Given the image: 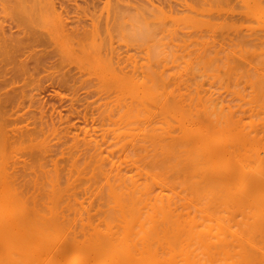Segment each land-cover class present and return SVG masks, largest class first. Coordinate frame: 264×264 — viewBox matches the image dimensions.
<instances>
[{
    "label": "bare ground",
    "instance_id": "bare-ground-1",
    "mask_svg": "<svg viewBox=\"0 0 264 264\" xmlns=\"http://www.w3.org/2000/svg\"><path fill=\"white\" fill-rule=\"evenodd\" d=\"M12 1L24 3L30 2L29 4H33L31 3L33 0H9V2ZM206 1L207 0H205V2ZM209 1H211V3L214 2V0ZM238 1L241 4L243 2V0ZM246 1L248 0H245V2ZM253 1H255V3ZM261 1L262 0H252V2L254 3L253 6H251L253 4L252 2L251 5L250 2H248L251 7H249V5L245 3L248 5L247 9L249 7L251 13L244 9L246 8L244 3L243 6L239 3L241 7H239L240 5H238V7L236 6L235 8L237 10L244 7L242 9L245 11L239 9V12L238 10L236 12L240 13V15L245 18H249L247 20H250V22L247 23L243 22L244 19L240 16V20L243 22L244 26L245 24H248L249 26L252 25V27L250 26L251 28H245L247 29V31H249L247 32L249 34H251V29L254 30V33L252 32L253 35H257L259 32L262 33L263 31L260 30V28L256 27L258 26V23L256 25V21L260 20L259 22L261 23L259 24L264 28V4H262ZM110 2L111 0H106L105 4L108 5L110 4ZM129 2L131 3V1ZM135 2H133L135 4L133 5L135 7H138L140 9L139 11L143 10V7H141L143 4L141 6H137L140 3L138 2L137 4ZM194 2L195 1H193V3ZM199 2H203V0H199ZM205 2L203 3V5L205 4ZM223 2L221 1V3H223L222 5L225 4V0H223ZM262 2L264 3V0ZM112 3L114 2L112 1ZM211 3H208V8L210 7L212 12V9L214 8L209 6ZM221 3L219 2L218 5L217 2H214V4H217L218 8H216V5L213 6L219 10V8H222V5L220 6ZM124 4H120V6ZM126 5L128 4L126 3ZM145 5L149 6V4ZM159 6L160 5H158L156 9L148 8V10L150 9L152 13V10L155 9V12L159 9L158 11L160 12L157 13H161L164 17H166L165 14H163L166 13V8L163 5L162 7L165 9L161 7L160 10ZM199 6L201 8L203 7L201 5ZM200 7L197 8L198 13L200 12V15L195 18L197 21H192L196 22L197 24L199 22L198 20L200 16V19L202 18V21L205 22V17L212 16L215 13L217 15V13H219L212 12L214 14L210 15V9H207V11L205 13L203 12L202 15L201 10H203V8L199 11ZM121 8L123 10L120 12H118L119 10H117V12L116 10H114V12L116 13L115 15L113 14L114 18L118 19L121 17H126L127 12L131 13V11H133L129 10V8L125 13L123 11L126 8ZM231 8V13L233 14L234 7ZM251 9H253V11ZM145 10L146 9L144 7V14L139 12L138 9L136 10L139 12L138 15L142 14L140 16L143 17V19H147L146 16H144L146 15ZM184 10L186 12V15L187 13H189L188 18H190L191 21V8ZM187 10L189 12H187ZM220 10L222 11V9ZM169 11L170 10H168V12ZM208 11L209 14H206L208 13ZM254 11L261 14V19H259L260 17L258 16L257 18L259 20L254 19V16L258 15H254ZM154 12L152 13L153 15ZM178 12H174L175 14L172 15V17L176 16V14L178 16V14L180 13ZM247 12L248 14L245 15V13ZM132 13H135V10ZM170 13H168V15H171ZM220 13L216 16L215 20L219 21V19L217 18L220 15H223V12ZM229 13L230 12L228 11V14ZM180 14L179 16L181 17L184 12L181 15ZM204 14L209 16H205ZM249 14H251V16L254 15L252 16L253 18L251 17V19H253L254 21L250 19ZM135 15H137V13ZM155 16L158 15L155 14L153 17ZM229 16H231V14H229ZM147 17L150 18V16L148 15ZM193 17L195 16L193 15ZM132 18L136 21V23L139 22V25L141 24L140 22H142L143 26H145V23H149L147 20H145L146 22H144V20L141 21L139 17H136L138 19H134V17H131L130 21H126L129 19L126 18V20H124L125 23L131 22ZM168 18H170V16L167 17V19ZM174 18L176 21V17ZM211 18L212 17H210V20L207 18L208 21H206L208 22L207 24H209V26L215 22V20H213L214 18ZM173 19L171 20L173 23H175ZM229 19V25L233 27L238 26L240 23L239 19H237L239 21H237L238 23L233 20L235 18H233L232 20L231 18ZM212 20L214 22L210 24ZM223 20L220 19L221 22ZM227 20L228 19L222 22L223 26H227ZM109 21L110 20H107L108 23H110ZM117 21H119V19ZM151 21L157 22L156 20ZM164 21H162L161 25H163L161 27H163L162 29H165L166 31L164 30V32L160 29L161 32L163 31L162 34H166L165 37H168V41L165 39L162 40L165 37L164 35H160L162 37V41H160L164 43V46L165 43H167L169 46L170 42L173 41L170 40L169 42L168 31L175 35L176 33H174V31L177 32L178 30L177 34L179 35V32L181 31L180 29H182V33L187 34L186 36L189 35L190 37H193L192 34H194V37L196 36L198 38V35L195 33L196 31L193 32V30H197V28H192V25L195 27L198 26V28H200V25L202 28V23L199 22V25H194V23L190 22L191 30L193 29L192 34L190 35V32L188 30H186L188 33L184 31L185 28H190L187 25V21L185 22L186 25L180 24L181 27L183 26L182 28L178 26V23L176 24L177 26L173 24V28H170V26L164 27V24H166L167 22L166 21L164 23ZM179 21L177 18L176 22ZM231 21L234 22L232 23ZM251 21L253 23L249 24L251 23ZM119 22L122 23L123 21ZM119 22L118 28L120 29ZM242 22L239 25L240 28L238 27L239 30H241L243 27V25H241ZM180 23H183L182 19ZM129 24L126 23L127 26H129ZM151 24L153 25V23ZM131 25L132 29L135 28L133 30L137 29L133 23ZM110 26L113 27V25L110 24L108 25V28L105 26V33L113 30ZM122 26L126 27L124 26V24H121V27ZM226 26L225 30L227 29ZM97 27L99 32H101L99 26ZM140 27L141 26H139V28ZM176 27H178V29L174 30V28L176 29ZM147 28L148 30H145V28L143 27V30H145V32L143 33H145V35L148 34L147 36L149 39L152 37L151 39L154 40L153 37H155V40H158V33L156 34L154 30H150L152 34L154 32V34L157 35V37L151 36L152 34H149L150 27ZM166 28L169 29L167 30ZM97 29H94L95 32L92 31L93 29L89 30L91 33L93 32L92 34L96 33L94 35V38L96 40H94L93 48L102 47L106 50L107 47V49L111 51L110 48H112L113 46H110L113 43V36L109 34L111 35V37H109L108 33H104L106 35V37L104 35L105 38L103 37V35H100L101 38L99 37L98 40L101 42L104 41V47H96L97 45L95 44V42L97 43L98 39L96 38V35L97 37L99 35ZM132 29H130V31H133ZM238 29L237 32H240ZM101 30L104 29L101 28ZM121 30L116 29V31H120V36H122L123 38L125 35H123L122 33L125 32H121ZM140 30L142 31V28ZM206 30L208 29L206 28ZM116 31L112 32V34L116 33ZM130 31L128 30L127 33H129ZM217 31H219L218 28L215 32L213 30L214 33H216ZM222 31L223 30L221 29V32ZM255 31L259 32L256 33ZM84 32L88 33V29ZM137 32L133 31L131 33H134L136 37V34H139L140 31L139 33ZM243 32L241 31V33L238 34V39L236 38L240 41L239 43L236 41V39L231 38L233 39V42L236 41L238 44H240L239 49L240 46L245 49V51H243V49L240 50L241 54L245 52L244 55L246 56L247 50L248 54L250 53L249 55H254L256 53L259 54L260 52L263 54L264 50H262V48H264V44L261 45L264 40L263 37V40H258L260 45L263 46H258L259 48H261L260 50L257 47L259 43L257 41H254L253 43V41L251 40V38L253 39V36L251 37L252 34L249 35L250 39H248L244 38ZM26 33L28 34L29 32ZM89 33L88 35L86 33L84 34H86V36L89 38L91 35V33ZM225 33L226 34L222 32L223 38L226 36L228 37L229 35L227 33L230 32L226 30ZM29 34H31V32ZM198 34L200 35V33ZM241 34L243 36H241ZM127 35L129 34H126L127 38L125 37V39H128ZM201 35L204 36V31ZM231 35L230 37H232ZM260 35L258 36L261 38ZM236 36L237 35L233 34V37ZM91 37L90 41L91 44H93V36ZM108 37L112 38V41L109 40ZM176 37L177 36L175 35V38ZM137 38V43H140L141 45L144 39L143 41L142 39H140V41L139 37ZM141 38L149 40L148 38H146V36L144 37V34ZM151 39L148 41V43L153 42ZM198 39L195 40H197L198 42ZM228 39L230 38L228 37ZM101 42H99V45H102ZM107 42L109 45L106 44ZM130 42H134L132 44H135L134 40ZM130 42L128 40V43ZM182 42L184 41L182 40ZM182 42H180V44ZM189 42H191V40ZM255 42H257L258 44ZM207 43L208 45H210V42H204L205 45ZM151 44L149 43L150 46ZM156 44L155 46L157 47L154 46L155 52H158L159 54L158 50L160 48ZM230 44H232V42ZM255 44L258 49H255ZM208 45L206 46L208 47ZM168 46H165V50L167 49V51L169 48ZM221 46L222 45H220V47ZM232 46L234 45H231L230 48H232ZM226 47H228L227 44ZM226 47L222 46L224 50H229V47ZM120 49L121 48H119V50ZM147 50V54L153 52L152 55H157V53L155 55V52L153 50H150L151 52H149V48ZM165 50L163 51L165 52ZM256 50L257 52L253 53ZM102 51L103 50H101V52ZM120 51L123 52V50ZM217 51L218 48L216 50V53ZM225 52L226 54L229 53V51ZM234 53L237 52L233 51V54ZM261 53L260 55H258V57L261 56ZM239 54L240 53L238 52L237 55L239 56ZM152 55L150 54L151 58L154 57ZM256 56H254V58ZM263 57L264 55L262 56V58ZM106 58L107 61L109 60V62L112 60L111 57L109 59V56L105 57V59ZM121 58L123 57L121 56ZM137 58V60L139 61L140 58L138 56ZM164 58V62L163 60H160L162 64L166 63L170 59L165 58L167 60L166 61ZM219 58H221V54H219ZM229 58L226 59L229 60ZM240 58L241 57L239 56V59ZM150 59L149 57H146L147 61L144 65H147V62ZM231 60L232 59L229 60V64ZM247 60L253 62L252 60L248 59V57ZM126 61L128 62L129 60ZM154 61L156 62V60ZM217 62L218 60H216L215 63ZM223 62L224 60L221 61L220 65H223ZM159 63H157V65L156 63L151 62V66H149L148 64V67H143V65H140L141 67H143L142 69H140L141 67L138 68L139 65H137L135 67L136 70L132 68L134 72L130 67L129 68L131 69V72L128 70L125 71L123 69H119L117 66H111V68L106 71L107 79L109 78L110 82L107 81L105 83V81L103 80L104 84H107L106 86H104V88H117V92L116 95H111L110 98L106 97L107 99L105 98L106 101H104L103 103L105 105V107H103V110H99L100 108H102V105L99 104V106L101 107L98 106V111L100 112L99 114L95 113L98 114L96 115V118H99L101 126V129H99L100 133H98L100 136H98V134L96 135L99 137V139H97L98 137L91 135L92 131L91 133L85 132L87 134L86 137L83 136V140H80V134H75V137H73V142L68 144L70 146L67 145V148L64 149L65 151L62 152L64 153V157L66 154V164H63V162L60 163V159H54L51 157L52 155L50 156V139L49 141L46 139L47 133L45 131L46 127L43 126L44 124H41L43 126L41 128H32L31 130H28L29 127H26V129H21V127L19 128L15 126L13 128V126H9V115H7L5 108L3 107L4 98L0 97V264H264V216H261L263 220H261L262 218L259 219V216L258 219L260 221L257 222L259 223V225H262V230L259 229L262 235H259L260 233L258 234L259 236H261V238L258 236L260 240H258V242L260 243H257V246L251 249L247 246L246 243H244L245 237L239 235L240 228H247L245 231H247L250 227L252 228H250L249 230L254 229V222H252V219H248L245 211L240 213V218H231V222H233L232 224L225 223L224 221L219 219L217 214H214L213 211H208L209 208L207 210L206 207L205 209H202V205H205L206 203L204 202L205 204H202L199 202L200 204H202L201 207L199 204H197V199L195 200L193 198L196 197L195 195L193 197H190L192 195H187V197H190L189 199L185 196L187 191L185 192V194L184 191L187 187L185 188L186 183L185 179L183 178V176H185L183 175L185 174L184 170L185 168H187L185 167V165H187L186 161H190L193 168L191 170L195 171L197 166L195 167L194 164L200 162L203 159V161L209 164V166H211L212 168L214 167V170L216 168V173L213 174L214 176L212 175V178H207V184L203 181V183L205 184L203 186H201L202 184L199 183L201 181L198 180H192L190 184L193 193L201 192V188L203 190H206L204 192L206 193V195H209L208 190L209 192L213 191L210 190L212 185L214 187L215 185L218 187V185L220 184L219 186L223 185L224 188V184L226 185L225 182L228 183V181H231L233 179V170L231 169V171H229L230 167L228 169L227 160L233 158V155L236 152L240 153L239 151L241 149V146H244L245 143L247 144L246 141L254 140V143L258 144H256L257 148L258 146H260L259 149L262 148V150H264V75H261L262 77H258L259 75H257V77H254L256 75H253L252 77V74H249L250 71H252L251 67L254 66V64L252 63L249 64L253 66L249 65V67H246L245 65L243 67L241 65V67L239 65L240 67H237V64L235 62L234 65H229V67H227L224 66L227 65V63L225 62L223 67L217 64L221 68H216V66L213 67L214 69H216L215 71H212L214 69L211 68L212 70L211 72H209L213 76V78H217L216 80H219V86L221 88L224 87L228 91V93L231 94V98H233L235 101L238 100L237 104H234L232 103V101L226 102L225 98L221 96V94L223 93H220L213 88H216V82L210 84V89L208 86V89L205 88L204 80L203 83L201 81L195 82V84L192 83L191 87H189L190 85L188 84L189 86L186 85L188 87L187 92H184L182 91V86H184V89H186V86L183 85L182 80L180 81V83L182 84V86L180 84L181 88L180 86H174V88H178L175 90L171 89V74L168 69L164 67L162 68V66L167 67L168 65L166 63V65L161 66L159 65ZM263 63L264 61L260 63L262 64V67L264 65ZM155 64L156 66L161 67H155ZM207 65L210 64L207 63ZM211 66L212 64L209 66V68ZM261 66L260 68L262 70ZM119 67H124L125 69V65H121ZM263 71L264 70H262V72ZM259 72L261 71L259 70ZM231 76L236 77L237 81L235 79V81L232 83L231 81L234 80V77L231 78ZM242 76H246L244 77L245 81L241 79ZM113 77H117L119 79L117 87H115V82L112 83V80H114L112 79ZM230 78L231 81L229 80ZM240 79L243 81V85H241L242 81H240ZM109 85H112V87ZM107 86L110 88H107ZM109 92L110 91H108L107 95L110 94ZM245 104L249 105V108L251 109L250 114H248V116H244V113L237 114L239 113L237 112L238 108L240 109V107ZM173 125H175L176 128ZM172 127L177 129V135H175L176 141L174 140L175 138L173 139L176 142V146L174 145V143H172L173 141L171 140V132L173 130ZM88 131H90V129ZM43 132L46 134L44 135ZM40 133L42 134V136ZM172 136L175 137L174 135ZM187 143H191L192 146L188 148ZM195 143H198V151L195 148ZM172 152L175 154V156L172 154ZM172 155L173 157H175V160L173 159L175 161V164L171 163ZM216 160L221 161H218L220 162L218 166H215V163L217 162ZM260 161L263 162L261 164H264V159H262V157H260ZM196 165L199 164L197 163ZM171 166L175 170H173L175 172V176H173L174 172L172 173L173 177L171 176ZM189 172H187V174ZM257 175L258 174H256V176ZM259 176L260 175H258V177ZM20 177L21 179H19ZM251 178L252 177H250V181L252 180ZM252 181L253 186L257 185V187L260 186L264 188V176L263 178H256ZM228 184H230V182ZM251 186L250 189H253V186L252 188ZM213 189L215 190V188ZM246 190L247 189L245 188L241 189V199L251 198L249 196L251 195L250 192L252 191L250 190V192H248ZM216 193L217 192H215V194ZM221 195L224 196L223 194ZM225 195L227 194L225 193ZM214 196L215 195L206 197L209 198V200H212L211 203H213V206H216L218 201L216 200V196ZM224 200L225 199H223V201ZM209 202L210 201H208L207 203ZM242 203L243 202H240V204ZM189 204L194 208H190L192 209V211L188 208L190 206ZM252 204H258V202L254 201ZM223 224H227V226H229L227 231H230L231 233L230 239L223 237L222 234L220 235V233L217 232L218 227L220 228Z\"/></svg>",
    "mask_w": 264,
    "mask_h": 264
},
{
    "label": "rangeland",
    "instance_id": "rangeland-1",
    "mask_svg": "<svg viewBox=\"0 0 264 264\" xmlns=\"http://www.w3.org/2000/svg\"><path fill=\"white\" fill-rule=\"evenodd\" d=\"M112 1L114 3H112ZM129 1H131L132 5L134 4L133 2H135V1H136L135 3H137V4H138V2L140 3L137 6H139V5L141 6L143 4L141 6V7H143L142 8L143 10L139 11L140 9L138 7H135L134 6L135 4L133 5L134 6L133 7ZM135 1L134 0H111L110 4H108L109 5L108 6L107 4H105L106 0H33L31 2L33 4H29L30 2L24 3V2H16V1L9 2V0H0V97L4 98V103H3L4 106L3 107L5 108L7 115H9V126H13V128L15 126L19 127V128L21 127V129L22 128L26 129V127L27 128L29 127L30 129L28 128V130H31L32 128L38 129L39 127L41 128L43 126L46 127L45 131L47 134L44 133L45 131L43 132V134L44 135L46 134V136H47L46 139L48 141L50 139V141H51V142L49 141V143H50L49 144L50 145V150H49L50 156L52 155L51 157L54 159H60L59 160L60 163L61 162H63V164L67 163V160L65 158L66 154L64 157V153H62V152L65 151L64 149L67 148L68 144L73 142V137H75L74 136L75 134H80V136L79 135H77V136L80 137V140L81 139L83 140V136L86 137V134H87L85 132L91 133V131H92L91 135H93V136H96L98 133H100V131H99V129H101L100 121H99V118H96L97 117L96 115H98L99 112L101 111V109L103 110V107H105V105L103 104L104 101H106L105 98L106 97L110 98L111 95H116V92H117V88H115V89L112 88L113 90L104 88V86L107 85V84H104V81H105V83L107 81L110 82L109 81L110 79L109 78L107 79V72L106 71L109 68H111V66H115V67L117 66L119 69H123L125 71L128 70L131 72L132 68L134 70H136L135 67L137 65H139L138 68H140L141 67L140 65H143V67H145V66L148 67V64H149V66H151L150 65L151 62L156 63V64L160 62L159 65H161V66L166 65V63H167L168 66L167 67L162 66V68L164 67V68L168 69L170 74H171L170 75V77H171L170 82L172 84V85L170 84L171 89H174V90L177 89L178 87L174 88V86L175 87L180 86V84H181L180 81H182V80H183V82H182L183 85L186 86L189 84L190 85V86L188 85L189 87H191L192 83L195 84V82H198V81L199 82L201 81L203 83V80H204L205 88H207V86H208L209 89L211 88L210 84L211 83L213 84L214 82H216L217 86H216V88L215 87H213V88L216 89L217 91H219L220 93L221 92L223 93V94H221V96H223L225 98L226 102L232 101V103H234V104L235 103L237 104L238 100L235 101L233 98H231V94H229L228 91L224 87L223 88L225 90L219 86V83H218L219 80H216L217 78H213V76L210 74V72L212 70L211 68H213L215 66H216V68H221V67H219V65L221 64V61H223V60H224L223 65L226 62L227 65H224V66H227V67H229V65H231V66L234 65L235 62L237 64L236 65L237 67H240L241 65L243 67L245 65H246V67H249V65L252 63V64H254V66L253 65H250V66H253L254 68L251 67L252 71H250L249 74H252V77H253V75H256L254 77H257V75H259L258 77H262L264 75V73H263L264 71L262 72V70H264L263 69L264 65L262 67L261 66L262 64H260L264 61V57L262 58V56L264 55V51H263V54L260 52L261 56L258 57V55H260V53L257 54L256 53L257 50L255 52H253V53H256L254 55H252V54L249 55L250 53L248 54V50H247L246 56L248 57V59L252 60L253 62L248 61L247 57L244 55L245 52L241 54L240 50L243 49V47L240 46V49H239L240 44H238V43L240 41L237 40L238 34H240L241 31L242 32L245 31V32H243L244 38L250 39L249 35L252 34L251 37L253 36V39L251 38V40L253 41V43H254V41H257L259 43L258 40L259 39L261 40L262 37L264 39V36H263L264 28L262 25L259 24V23H261V22H259L260 21L259 19H261V16H260L261 14L259 12L254 11V15L255 14H258V15H256V16L252 15V16H254V19L259 20V21H256V25L258 23V26H256V27L260 28V30H263L262 31L263 34L261 32H259L260 30L258 32L261 35L258 32H256L258 30L257 29L255 32L258 34L253 35V33H254L253 29H251V32H250L251 34L247 33L249 31H247V29H245L247 27L251 28L252 25H250L251 26L250 27L248 24L247 25L245 24V26H246L245 27L243 24V22H247V23L250 22V20H247L249 18H247V17L245 18V17L241 16L240 13L236 12L237 10L239 12V9H241L242 11H245L242 9L244 7L239 8L237 10L235 9L236 6L238 7V5L241 4L238 0H229V3H228V0H227V2L225 0V4H224L225 6L222 5L224 3L223 0H221L223 3H221V1H219V0L218 1L214 0V2H217V4L219 2L221 3L220 6L222 5L221 6L222 8H219V10L216 9V8H218L217 4H214V2L211 3V1L207 0L211 3L209 6L213 7L215 10H217V11H215L214 9H212L213 10L212 12H219V13L223 12V15H220L221 17L219 16L220 18L219 17L217 18V19H219V21L215 20L216 16L219 15V13H217V15H216V13L215 14L212 13L210 7L208 8L209 2H207V1L205 2V0H203V2H199V0H189V2H188V0H155V1L154 0H146V1L145 0H135ZM193 1H195L194 2L195 5H194ZM196 1H198L199 4ZM262 1H261V3L264 4ZM124 2H125V4H124ZM204 2H205V4L203 5ZM248 2H250V5H251L252 0H248L246 2H245V0H243L241 5L243 6V3H244V5L246 7L244 9H246L247 11L250 12L249 7L253 6L255 1H253L254 3L252 2L253 4L251 6L248 4ZM126 3L128 5H126ZM200 3H202V4H200ZM245 3H247L249 5L248 9H247L248 5ZM120 4H124V5L120 6ZM145 4H149V6L145 5ZM156 4H157V6L160 5L159 6L160 10H161V7L164 5V7L166 9L163 7L162 8L167 10L166 13L168 12V10H170L168 13L172 12L173 14L170 13L171 15H168V13L167 14L163 13L166 16V17H164L161 13H157V12H160V11H158L159 9L154 12V10L157 8ZM228 4L230 7L228 6ZM196 5L198 7H200L199 5L203 6L202 7L203 10L206 8L204 11L201 10L202 9L201 7L199 8V11L200 10L202 11V15H203V12L205 13L207 11V9H210V12H211L210 15L214 14L212 16L206 15V14H209V11H208V13L204 14L205 16H209V17H205L206 18V19H204L205 22L202 21L203 20L202 18L200 19L201 16L199 17L198 21L200 23H202L201 24L202 28L199 25L200 24L199 22H198V24L196 22H192V21H197L195 18L198 17V15H200L199 14L200 12L198 13V9H197L198 7ZM213 5H216L217 7L215 8ZM241 5L239 7H241ZM172 6H173L174 12L177 13L179 11L181 14L184 12V14L180 17L179 16L180 13L178 12L179 17L177 16V14H176V16L172 17V15L175 14L172 10ZM121 7L126 8L123 11L125 13L127 12V9H129V8H130L129 10H133V11L135 10V13H132L133 11H131L132 14L127 12L126 17H121L122 19L118 18L119 21H121V22L123 21L122 23L117 21L118 19L114 18V15L116 14L114 12V10H116V12H117V10H119L118 12H120L123 10ZM144 7L147 10V11L145 10L146 15H144V16H146L147 19H143V17L140 16L142 14L138 15L139 12L143 13ZM231 7H234V9H235V10L233 9V14L231 13L232 12ZM148 8H155L154 10H152V9L151 10L154 12V15L156 14L158 16L153 17L154 16L152 14L153 12L151 13L150 9L148 10ZM188 8H191V10H192V12L190 10V12L192 14V15L190 14V16H192V17H193V15L195 16V17H193V20L191 17V21H190V18H188L189 13H187V15H186V12L184 10V9H188ZM137 9L139 12L136 11ZM220 9H222V11ZM241 10H240V12H241ZM251 10L253 11V9H251ZM228 11L230 12L229 14H231V16H229ZM163 12H164V10H163ZM187 12H189V11L187 10ZM110 13H112V14H110ZM136 13L138 16L135 15ZM243 14H244V12H243ZM246 14H248V12L245 13V15ZM147 15L150 16V18L147 17ZM169 16H170V18H168L169 19V21H168L167 17H169ZM183 16H184V18H183ZM185 16H187V17H185ZM240 16L243 17V19H244L243 22L240 20L241 19ZM249 16L251 19V17H252L251 14H249ZM257 16L260 18L258 19ZM131 17H134V19L136 17H139L141 19V21L144 20V22H146L145 20H147L149 23H145V26L150 27L149 31L154 30V32L156 34L158 33L157 35L159 37H157V35H155L154 32H153V34L151 31H150L151 33L149 32V34H152L151 36H156L158 40H155V37H153L154 40L151 39L152 38L151 36H149V37H151L150 39L155 44L157 42L156 45H158L160 48L158 50L159 54H158V52H155V47H157V46H155V44L153 42H149L150 44L152 43L151 46L149 45L148 41L150 39L147 36L148 34L145 35V33H143V32H145V30H148V28L143 26L142 22H140L142 25L141 24L139 25L138 24L139 22L137 21L138 23H136V21L133 20V18H132L131 22H126L128 24L130 23L129 26L126 25L124 20H126V18H129L126 21H130ZM174 17H176V21H177V18H178V21L179 20L181 21V19H182L183 23H180V21L176 22ZM210 17H212L211 19L214 18L213 20H215V22L213 20H212V22L209 21L210 24L214 22L213 24H211L209 26V24H207L208 22H206V21H208L207 18L210 20ZM232 17L235 19H233ZM158 18H159V20H158ZM179 18H181V19H179ZM185 18H186V20H185ZM224 18L228 19L227 23L225 22L227 24V26L225 24L224 25L227 28L226 30H228L232 34L231 35L230 33H227L229 35L228 37L230 39H228V37L226 35L225 36L227 38L226 37L223 38L222 32H224V34H226L225 33L226 32L225 26H223V23H222V22H224V20H226ZM229 18H231V20L232 19L235 20V22H237L238 21L237 19H239L240 23L242 22L241 25H243L244 28L242 27L241 30L238 29V27L240 28V26H239L240 23H239V25L236 24L238 26H234V27L229 25V21H230ZM136 19H138V18H136ZM171 19H173L175 23H173ZM220 19L221 20L224 19V20L221 22ZM63 20H67V21H63ZM107 20H110L109 21L110 23H108ZM114 20H115V22H114ZM151 20H153V21L158 20V21L152 22ZM251 20L254 21L253 19H251ZM162 21H164V23L167 21L166 24H164L165 25L164 27L170 26V28L173 26V24L176 25L177 23H178L179 27H181L180 24L186 25L185 22L187 21L189 23V24L187 23V25L190 28L189 29L183 28V29H184V31L188 30L190 32L189 33L190 35L192 34V30H193V29L191 30L190 22L194 23V25H199L201 30H200V28H198V26L195 27L191 24L192 28H194V29L197 28V30H193V32L196 31L195 33L198 35L199 39L196 36L194 37V34H192L193 37H190L189 35L186 36L187 34L182 33V29H180L181 31L179 30L180 31L179 33L181 35L180 34L178 35L177 34L178 27H176V29L174 28V30H177V32L174 31V33H176L175 35L177 36L176 38H175V35L173 33H170V31H168L170 33V35L168 33L169 42H170V40H173V41L170 42L169 46L167 43H165V46L167 45L169 47V48L167 47L168 48V51H167V49L165 50L166 47L164 46V43L161 42L164 39L168 41V37L167 38L165 37L166 34H162L163 31L165 30V29H162L163 27H161L163 25V24L161 25ZM216 21H218V22H216ZM252 21L249 24H252L253 23ZM118 22L120 23L119 24L120 29L118 28ZM150 22L153 23V25ZM231 22L233 23L234 21H231ZM132 23L137 28L136 30L138 32L136 30H133L135 28L132 29V25H131ZM204 23H205V25H204ZM221 23H222V25H221ZM107 24L113 25V27L110 26L111 29H113L112 31H108L110 29L106 30V31H108L107 32L108 35L111 34L113 36L112 37L113 39H112V38H109V37H111V35H109V37H108L109 40L112 39L113 41L112 40L111 41L115 44L114 45L112 43V45L110 46V47L113 46L112 48H110L111 51L108 50L107 47H106V50L102 47H98V46H103L104 41L101 42L98 40H99V37L101 38L102 35L104 37V35L107 34L104 32L105 26L108 28ZM121 24H124V26H126L129 29H127L126 27H123V26L121 27ZM95 25H96V27H95ZM138 25L141 27L139 28ZM206 25H208L209 27ZM97 26H99L101 32H99V30L97 29L98 28ZM261 26L263 29L261 28ZM77 27H78V30H77ZM82 27H84V28H82ZM143 27L145 28V30H143ZM158 27H159V29H158ZM184 27H186V26H184ZM101 28L104 30H101ZM141 28H142V31L140 30ZM204 28H205V30H204ZM206 28L208 30H206ZM209 28H210V30H209ZM217 28L219 29L220 32L217 31L216 32L217 35H216V33H214V32L216 31ZM253 28H255V27H253ZM87 29H88V33L90 32L89 30H92V29H93L92 30L93 32H95L94 29L98 30V34H99L98 37L96 35V38H98L97 43L95 42V44L97 45V46L96 45L95 46L98 48H93L94 47L93 46L94 40H96L94 38L95 37L94 35L96 33L92 34L93 32L92 33L90 32L91 33L90 37L93 36V39H92L93 44H91L90 37L88 38L86 36V34L88 35V33L84 32ZM116 29H118V30L123 29V30H121V32H125V33H122L125 36L122 38V36H120V34H121L120 31H116ZM130 29H132L134 32H137V33H139V31H140V33L136 34V37H135V34L131 33L133 31H130ZM160 29L163 31L161 32ZM166 29L168 30L169 28H166ZM221 29L223 30L222 32H221ZM237 29L240 32H237ZM124 30H126V31H124ZM128 30L130 31L129 33H127ZM198 30H199V32H198ZM202 30L204 31V36L206 39L204 38V36L201 35L203 33ZM213 30H214V32H213ZM232 30H234V31H232ZM248 30H250V29H248ZM73 31H74V33H73ZM115 31H116V33L112 34V32H115ZM26 32H29V33L31 32V34H29V33L27 34ZM211 32L214 34H212ZM84 33H86V34H84ZM198 33H200V35ZM126 34H129V35H127L128 39H125ZM143 34H144V37L146 36V38H148L149 40H147V39L145 40V38H141L143 36ZM171 34H172V37H171ZM233 34L237 35V36L233 37ZM79 35L82 36L83 38L80 37ZM132 35H134V36H132ZM160 35L161 36L164 35L165 38H163L161 40L162 37ZM230 35L232 37H230ZM243 35L241 34V36H243ZM258 35H260L261 38ZM200 36H202V37H200ZM105 37H106V35H105ZM130 37H131V39H130ZM137 37H139V40L142 39V41L144 39V41L141 43V45H140V43H137L138 42ZM215 37H217V38L219 37V38L217 39ZM231 38H233V39L237 38L236 41L238 43L236 41L233 42L232 41L233 39H231ZM195 39H198V42ZM114 40H116V41H114ZM128 40H129V42L134 40L136 45L132 44L134 42L128 43ZM178 40H179V42H178ZM182 40L185 43L182 42ZM190 40L193 44L191 42H189ZM158 41H160V42H158ZM206 41L210 42V45H208V43L206 44V45H208V47L204 44V42L206 43ZM99 42H101L102 45L101 44L99 45ZM180 42H182V43L180 44ZM194 42L196 44H198V43L199 44L196 45ZM231 42H232V44H230ZM257 42H255V43H257ZM211 43H212V45H211ZM106 44H108V42ZM183 44L184 45L187 44V45L184 46ZM226 44L229 47V50L226 49V48H228V47H226ZM235 44H236V46H235ZM263 44H264V40H263L261 45H263ZM170 45H172V46L174 45V46L172 47ZM204 45H205V47H204ZM220 45H222L223 47H226L225 48L226 50H224L222 48V46L220 47ZM231 45H234V46H232V48H230ZM261 45L259 43V45H257V47L261 46ZM91 46H92V48H91ZM146 46H150L151 48L146 47ZM214 47H215V49H214ZM255 47H256V44H255ZM257 47L255 49L259 48V47L258 48ZM261 47H263V46H261ZM119 48H121L120 50H123V52L120 51ZM131 48H132V50H131ZM148 48H149V52H151L150 50H153L155 52V55L157 53V55H159V56H157V55L154 56V54L152 55L153 52L147 54ZM152 48H154V49H152ZM198 48H200V49H198ZM203 48H204V50H203ZM217 48L219 51V53L217 51L218 54L216 53ZM231 49H233V50H231ZM259 49L261 50V48H259ZM101 50H103V51L101 52ZM163 50H165V52ZM262 50H264V48H262ZM203 51H205V52H203ZM225 51H227V52L229 51L230 54L229 53L226 54ZM233 51L234 52L236 51L237 53L233 54ZM243 51H245V49H243ZM96 52H98V53H96ZM238 52L241 54V55L239 54V56L241 57L240 58L241 60L239 59V56L237 55ZM101 53L104 54L105 57L109 56V59L111 57L112 60L110 62H109V60L107 61V58L105 59L104 55H102ZM114 53H117V54H114ZM125 54H127V55H125ZM150 54L152 56H154L155 58L154 57L151 58ZM219 54H221L222 60H221V58H219ZM225 55H227V56H225ZM236 55H237V57H236ZM121 56L123 58H121ZM127 56H129V57H127ZM137 56L140 58L139 61L137 60L138 59ZM242 56H243V58H242ZM254 56H256V57L254 58ZM146 57L147 58L149 57V59L151 58L152 61L150 59L147 62V65H144L147 61ZM162 57L163 58L165 57L166 59L167 58L168 59L170 58V59L167 61L164 58L167 62L165 61L166 63L162 64L160 61V60H163ZM214 57L220 63H218V62L215 63L216 60ZM226 58L227 59L229 58V60L232 59L230 61V64H229V60H227ZM234 58H235V60H239V61H235ZM208 59H209V62H208ZM126 60H129L130 62L129 61L127 62ZM154 60H156V62ZM163 62H164V60H163ZM246 62L248 63V65ZM258 62H260V63H258ZM201 63H202V66H201ZM207 63L210 65L212 64V66L209 68L210 65H207ZM231 63H233V64H231ZM156 64H155V67H161V66H156ZM213 64H215V65H213ZM217 64H219V65H217ZM121 65L122 66L125 65V69H124V67L120 68L119 66H121ZM223 65H220V66L223 67ZM260 66L262 67V70H261ZM106 67H107V69H106ZM143 67H141L140 69H142ZM258 68H260V69H258ZM133 69H132V71L134 72ZM215 70L216 69H214L212 71H215ZM259 70L261 72H259ZM261 73H263V74H261ZM233 77L231 76V78H233ZM244 77H246V76H242V78H241L243 81H245ZM231 78L229 79L230 81H231ZM112 79L115 80V81L112 80L113 81L112 83L115 82L116 83L115 87H117V85H118L117 83H118L119 79L117 77H115V78L113 77ZM235 79L237 81V78L234 77V80H232L231 82L233 83L235 81ZM241 79H240V81H242ZM116 80H117V82H116ZM210 81H212V82H210ZM243 81L241 82V85H243L242 84ZM108 84H110V83H108ZM109 86L112 87V85H109ZM181 86H182V84H181ZM181 86H180V88H181ZM182 87H183L182 91L187 92L188 87L186 86V89H184V86H182ZM107 88H110V87L107 86ZM107 90L110 91L109 95H107L108 94ZM112 92H113V94H112ZM99 104L102 105V108L99 109L100 111H98V108L101 107V106H99ZM78 108H80L82 112ZM249 109H250L249 105L245 104L242 107H240V109L238 108L237 112H239V113H237V114L244 113L243 114L244 116H246V115L248 116V114H250V112H251V109L250 110ZM244 110H246V111H244ZM74 112H76V113H74ZM78 112H81L82 114L78 113ZM95 113H98V114H95ZM86 114H88V115H86ZM41 124L42 125L44 124V125L42 126ZM98 124H99V126H98ZM173 126L175 127V125H173ZM175 128L172 127L173 130L171 129L172 130V132H171V138L172 139L171 140L173 141V142L172 141L171 142L174 143V145L176 144V142H175L176 136L175 135H177L176 134L177 129H175ZM89 129H90V131H88ZM174 130H175V134H174ZM40 132H42V131H40ZM56 132H57V134H56ZM263 134H264V131H263ZM172 135H174L175 137H173ZM41 136H42V134H41ZM98 136H100V135L98 134ZM98 136H96V137H98ZM61 137H63V138H61ZM97 139H99V137ZM246 142H247V144L246 143L244 144V146H246V147H244L242 145L241 149L239 151L240 153L236 152L233 155V158H230L229 160H227L228 163L226 162L228 165V169L230 167L229 171H231V169H232L233 174H234L233 179L231 181H228V183L230 182V184L225 182L226 183V185H225L223 182V184L225 186L224 188H223V185L219 186L220 184L218 185V187L216 185H215V187L212 185L211 186L212 189L210 188V190H213V191L209 192V190H208L209 195H206V193H204L206 190H203L201 188H200L201 192H198L200 195L196 192L193 193V190L191 188L190 183L192 180H196V181L198 180V181L202 182V183L199 182L200 184H202L201 186L205 185L204 183L207 184L208 183L207 180L209 178H212L214 176L213 174L216 173L215 172V171H217L216 168L214 170L213 169L214 167L212 168L211 166H209V164L204 162L202 159L201 161L199 160L200 162H197L199 165H196L197 163L194 164L195 167L196 166L197 167H196L195 171L194 170L192 171L191 169H193V168L191 166L190 161L189 162L186 161L187 163L186 162L185 163L187 165H185V167H187V168H185V170H184L185 174H183V175H185V176H183V178L185 179V183H186L185 188L186 187L187 188L185 189L184 194L187 191L186 195H185L186 197H187V195L188 196L192 195L190 197H193L195 195L196 197H193V198L195 200L197 199V201H198L197 204H199L201 206L202 204L206 203L205 204L206 206L202 205L203 206L202 209H205V207H206V210H207L209 208L208 211H211V212L213 211L214 214H217L219 219H221L222 221H224L225 223H228V224L233 223V222H231V218H237L238 219L241 217L240 213L245 211L248 219L249 218L252 219V222H254V224H255V225L253 224V226H254L253 230H255L256 228H258V229H256L255 231H253L252 229L249 230L250 228H252V227H250L247 231H245L247 228L243 227V229H242L239 227L240 228L239 229V235L242 237H245L244 239L246 242L244 241V243H246L248 247L253 249L257 246L256 245L257 243H260V242H258V240H259L258 236L262 235L260 230H259L262 228L261 227L262 225H259V223H257V222L260 221L259 219H261L264 216V188L260 187V186L257 187V185L253 186L252 180H255L256 178H263V176H264V164H261L263 162L260 161V157H262V159H264V150H262V148L259 149L260 146H258V148H257L258 144L256 143L257 144L256 145L254 143L255 142L254 140L253 141L250 140V141H246ZM194 145L198 151V149H199L198 143H195ZM68 146H70V145H68ZM175 146H174V148H175ZM190 146H192L191 143H187V147L190 148ZM51 150H54V151H51ZM241 150H242V152H241ZM173 152H175V151H173ZM173 152H172V154L175 156V154ZM245 153L247 154V156ZM173 155L171 157L172 158L171 163L175 164V161H174L175 157H173ZM62 159H63V161H62ZM216 161L217 162L215 163V166L216 165L218 166L221 161L220 160H216ZM218 161H220V162H218ZM172 166H171V171H172L171 176H172V173L175 171ZM198 166H199V168H198ZM205 168H207V169H205ZM204 171H205V173H204ZM209 171H211V172H209ZM187 172H189L190 175H189V173L187 174ZM256 174L260 175L261 177L260 176L258 177V175L256 176ZM186 175H188V176H186ZM173 176H175V172L173 173ZM207 176H209V177H207ZM250 177H252L251 181H250ZM19 179H21V177ZM203 181H204V183H203ZM187 183H189V184H187ZM251 185L253 186V189H250ZM252 186H251V188H252ZM213 188H215V190ZM243 188L247 189L246 191H248V192H250V190L253 192V194H252V192H250L251 195L249 197H251V198H249V199H241L240 198V194H242L241 189H243ZM211 192H213V193H211ZM215 192H217L216 193L217 195L215 194ZM225 193L227 195H225ZM254 193H255V195H254ZM221 194H223L224 196H222ZM211 195L216 196V200L218 201L217 204L215 203L216 206H213V203H211L212 200H209V198H207V197H210ZM190 197H187V198L189 199ZM220 197H221V199H220ZM223 199H225V200L223 201ZM207 200L210 202L207 203L208 202ZM254 201H257L258 204H255V205L252 204ZM199 202L202 204H200ZM240 202H243V203L240 204ZM191 207L192 206L190 205L188 208L190 209ZM190 210L192 211V209H190ZM258 217H259V219H258ZM263 218L261 220H263ZM249 221H251V220H249ZM228 228H229V226H227V224H223L220 228L218 227L217 232L220 233V235L222 234L223 237L230 239L231 233H230V231H227ZM263 229H264V225H263ZM257 230H258V232H257ZM263 232H264V230H263ZM256 235H257V237H256ZM259 237L261 238V236H259ZM254 240H256V241H254Z\"/></svg>",
    "mask_w": 264,
    "mask_h": 264
}]
</instances>
